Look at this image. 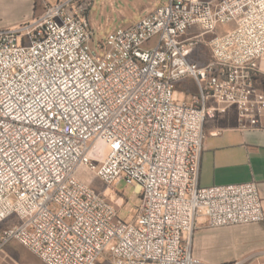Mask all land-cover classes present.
I'll use <instances>...</instances> for the list:
<instances>
[{
    "label": "built area",
    "instance_id": "1",
    "mask_svg": "<svg viewBox=\"0 0 264 264\" xmlns=\"http://www.w3.org/2000/svg\"><path fill=\"white\" fill-rule=\"evenodd\" d=\"M92 3L59 0L32 23L0 29V252L16 242L42 264L105 254L111 264H195L199 217L212 228L264 220L256 183L199 185L207 119L231 106L241 130L264 119L254 85L264 0H166L95 42ZM201 44L211 59L200 65L188 55ZM186 78L199 95L191 104L175 96ZM82 168L107 188L133 187V216L121 218L123 199L96 192Z\"/></svg>",
    "mask_w": 264,
    "mask_h": 264
},
{
    "label": "crops",
    "instance_id": "2",
    "mask_svg": "<svg viewBox=\"0 0 264 264\" xmlns=\"http://www.w3.org/2000/svg\"><path fill=\"white\" fill-rule=\"evenodd\" d=\"M57 1L0 0V29H14L32 23L43 14L45 6ZM190 31L195 32L197 28ZM191 60L196 62L192 56ZM260 79L259 75L257 81ZM175 96L188 104L197 102L199 95L195 82L190 78L178 82ZM205 104L217 107L213 98H208ZM204 132L199 185L210 187L254 182L264 213V119L259 128L241 130L237 110L231 106L224 113L216 112L214 117L207 119ZM7 246L0 252V258L11 255ZM14 249L19 256L25 254ZM192 256L195 264H253L264 257V220L257 224L212 228L203 217H199L194 226ZM97 264L111 262L109 257L102 256Z\"/></svg>",
    "mask_w": 264,
    "mask_h": 264
},
{
    "label": "rangeland",
    "instance_id": "3",
    "mask_svg": "<svg viewBox=\"0 0 264 264\" xmlns=\"http://www.w3.org/2000/svg\"><path fill=\"white\" fill-rule=\"evenodd\" d=\"M166 0H93L92 5L87 12V18L94 31L93 40L98 41L104 39L108 34L114 32L118 28H126L133 25L150 11L155 10L159 5L163 4ZM95 26H94V25ZM233 25H219L215 33H206L205 40H209L214 34L225 33L231 29ZM195 32H188L180 40L192 35ZM156 37L150 39L143 45L145 49H151L155 46ZM195 59L197 63L205 64L210 61V50L205 44L197 46L195 49L189 51L188 59ZM262 72L260 76L262 79L254 80V85L264 90V56L260 61ZM258 75V76H259ZM81 180L90 186L98 193L109 195L115 194L123 199V207L119 211V216L123 219L131 218L137 205L139 204V194L134 192L133 187L125 185L119 181L110 185L108 188L104 186L91 172H87L84 168L79 173ZM15 222L14 218H9L5 221L4 225H11ZM23 251L24 255H18L15 249ZM11 249L9 257L0 258V264H41L40 260L27 251L24 247L16 242H11L6 250ZM7 252V251H6ZM103 256H107L105 254ZM253 264H264V257L255 261Z\"/></svg>",
    "mask_w": 264,
    "mask_h": 264
},
{
    "label": "trees",
    "instance_id": "4",
    "mask_svg": "<svg viewBox=\"0 0 264 264\" xmlns=\"http://www.w3.org/2000/svg\"><path fill=\"white\" fill-rule=\"evenodd\" d=\"M81 178V177H80ZM88 184V183H87ZM90 185V184H89Z\"/></svg>",
    "mask_w": 264,
    "mask_h": 264
}]
</instances>
